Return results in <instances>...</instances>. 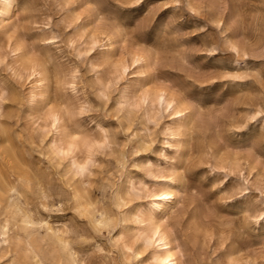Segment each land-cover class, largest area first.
Instances as JSON below:
<instances>
[{"label": "rangeland", "instance_id": "374dc122", "mask_svg": "<svg viewBox=\"0 0 264 264\" xmlns=\"http://www.w3.org/2000/svg\"><path fill=\"white\" fill-rule=\"evenodd\" d=\"M262 117L264 0H0V264H264Z\"/></svg>", "mask_w": 264, "mask_h": 264}, {"label": "bare ground", "instance_id": "6f19581e", "mask_svg": "<svg viewBox=\"0 0 264 264\" xmlns=\"http://www.w3.org/2000/svg\"><path fill=\"white\" fill-rule=\"evenodd\" d=\"M170 194L169 192L166 193H160L159 195H167ZM164 199V198H163ZM148 220L150 221L151 227L152 228V233L153 235H155V237H158V240L164 241L167 238V233L165 231V227L164 225H161L160 222H158V220L155 219V217H148ZM160 221V220H159ZM149 225V224H148ZM149 229V228H148ZM150 230V229H149ZM150 233V232H149ZM153 235H151L153 237ZM157 235V236H156ZM150 236V237H151ZM160 241V242H161ZM167 242V241H166ZM168 243V242H167ZM165 244V243H164ZM166 247V246H165ZM164 250V248H163ZM163 252V255L161 254L160 256H167L169 257L171 255V251L169 249H166Z\"/></svg>", "mask_w": 264, "mask_h": 264}, {"label": "snow or ice", "instance_id": "6c2138e0", "mask_svg": "<svg viewBox=\"0 0 264 264\" xmlns=\"http://www.w3.org/2000/svg\"><path fill=\"white\" fill-rule=\"evenodd\" d=\"M138 3H139V0H138ZM132 11L134 12V11H136V9L133 8ZM226 63H229V62L226 61ZM262 118H264V117H262ZM260 224H261L262 226H264V218H261V220H260Z\"/></svg>", "mask_w": 264, "mask_h": 264}]
</instances>
